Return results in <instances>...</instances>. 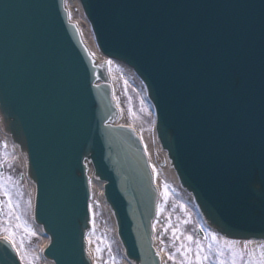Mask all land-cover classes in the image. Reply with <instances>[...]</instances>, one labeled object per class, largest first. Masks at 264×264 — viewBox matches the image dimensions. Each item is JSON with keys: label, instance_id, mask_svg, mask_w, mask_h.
Wrapping results in <instances>:
<instances>
[{"label": "water", "instance_id": "95a60500", "mask_svg": "<svg viewBox=\"0 0 264 264\" xmlns=\"http://www.w3.org/2000/svg\"><path fill=\"white\" fill-rule=\"evenodd\" d=\"M78 1L100 52L143 80L156 138L205 222L263 239L264 0ZM65 14L63 0H0V127L36 185L34 219L50 238L43 254L90 264L86 160L104 181L126 258L159 264L157 192L141 143L110 124L105 65L92 63ZM0 264H19L5 238Z\"/></svg>", "mask_w": 264, "mask_h": 264}, {"label": "rangeland", "instance_id": "374dc122", "mask_svg": "<svg viewBox=\"0 0 264 264\" xmlns=\"http://www.w3.org/2000/svg\"><path fill=\"white\" fill-rule=\"evenodd\" d=\"M72 9L75 14L78 12L76 7ZM88 29L90 30L89 25ZM124 70L123 65L116 68L120 80L117 90L118 104L124 110L126 122L133 125L143 138L149 139L153 132L152 106L136 75L131 70L125 78L122 76ZM7 154V148L0 140V236H6L16 244L15 250L24 264H38L36 250L40 240L31 231L28 193L24 188L23 178L19 177L21 169L16 165L15 169L8 167L5 159ZM157 187L160 193L157 202L159 215L156 214L154 235L159 247L164 250L166 264H174V261L169 259V253H176L175 264H179L181 257L177 248L180 241L173 237V227L181 234L180 240L186 235H192L194 239H201L205 246L208 243L205 236L212 232L201 222L190 196L182 190L172 191L171 194L167 184L157 183ZM165 190L168 193L167 197L164 196ZM90 195L91 228L88 238L90 249L98 264H120L122 254L115 238L112 217L109 211L102 207L101 202L93 197V194ZM197 228L201 230L202 236L196 234ZM208 238L210 239V236Z\"/></svg>", "mask_w": 264, "mask_h": 264}, {"label": "bare ground", "instance_id": "6f19581e", "mask_svg": "<svg viewBox=\"0 0 264 264\" xmlns=\"http://www.w3.org/2000/svg\"><path fill=\"white\" fill-rule=\"evenodd\" d=\"M64 6L68 12L69 21L74 22L79 29L80 37L82 39L84 46L86 47L87 51L89 52L91 56L92 63L93 64L103 63L106 67L109 83L111 86L112 96L115 99L116 105L118 107V115L116 119H114L112 124L130 126L135 131V133L139 136L142 142V145H143V149L146 153L149 166L152 171L153 181L156 185L157 183H162L164 185L167 184V187L170 185L168 189L171 194H173L172 191L182 190L187 195H189L183 188L179 186V183L177 181V178L172 168L168 165L164 150L160 148L158 141L155 138L154 132L150 134L149 139H145L142 137V135L136 130V128L133 125L126 122L124 110L123 108L119 106L118 98H117L118 82H120V80L117 77L116 68L117 66H120L122 64L112 59L106 58L104 55H102L98 51L94 43V40H93L92 32L88 29L87 22L85 18L83 17V14L81 13V9H80L78 1L77 0H65ZM72 7H76L78 9V12L76 14L73 12ZM124 68L125 70L123 71L122 76L126 78L127 75L130 74L131 70L127 66H124ZM132 76L133 75H131V78ZM0 140L4 143L5 147L7 148L8 154L6 155L5 159H6V163L8 164V166L11 169H15L14 166L16 165L18 169H21L22 176H23V185H24L25 190L28 193L29 204L31 206L33 195H34V183L31 182L25 175L26 161L23 155L19 152L17 146L12 143L8 135H6L5 133L1 131V128H0ZM87 173H88V182H89V188H90L91 194H93V197H95L96 199H98V201L101 202L102 207L104 209L109 211L108 206L106 205L102 197V184L103 183L92 178L90 164L88 165ZM177 187L179 189H177ZM152 224L156 225V220H154ZM114 227L115 226H113V229ZM153 229L155 228L153 227ZM209 230L210 232L216 233L218 237L217 241L220 244H223L225 241H236L237 243L234 245L235 248L245 249V241H251V243L247 244L246 250L248 252H252L253 250H255V253L257 256L259 255L260 250L264 249V239L256 240V239H251V238H230V237H227V236H224L218 233L214 229L209 228ZM31 231L40 240V243L38 244V247L36 250L38 259H39L38 264H53L52 261L44 258L41 254L43 248H45V246L47 245L48 237L42 232L40 225H38L34 221L32 222V225H31ZM88 238H89V231L87 232V247L86 248L90 256L91 263L98 264L96 262V259L94 257L92 250L90 249V243L88 242ZM153 245L156 248V251L159 253L160 264H166L164 250L159 247L158 240L156 239L154 234H153ZM17 255H18V252H17ZM21 263L24 264L22 261ZM120 264H132V263L128 262L126 258L122 256V260Z\"/></svg>", "mask_w": 264, "mask_h": 264}, {"label": "snow or ice", "instance_id": "6c2138e0", "mask_svg": "<svg viewBox=\"0 0 264 264\" xmlns=\"http://www.w3.org/2000/svg\"><path fill=\"white\" fill-rule=\"evenodd\" d=\"M164 196H168L166 190ZM9 205L11 206V200H9ZM181 207L183 208V205ZM157 214L159 215V209ZM153 227L155 228V225ZM172 233L173 237L180 241L177 248L181 257L179 264H264V249L260 250L258 256L255 250L252 252L246 250L247 244L251 241H245V249H237L234 247L236 241H225L220 244L217 241L216 233L212 232L205 236V239H208L205 246L201 239H194L192 235H186L183 240H180L181 234L175 227L172 228ZM5 239L16 249V244L13 241L9 240L8 237ZM175 257L176 253H169V259L173 260L174 264Z\"/></svg>", "mask_w": 264, "mask_h": 264}]
</instances>
